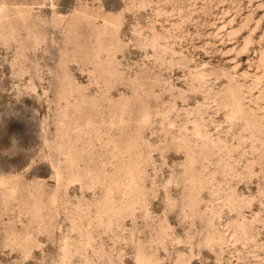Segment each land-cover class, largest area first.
<instances>
[{
	"label": "rangeland",
	"instance_id": "374dc122",
	"mask_svg": "<svg viewBox=\"0 0 264 264\" xmlns=\"http://www.w3.org/2000/svg\"><path fill=\"white\" fill-rule=\"evenodd\" d=\"M0 264H264V0H0Z\"/></svg>",
	"mask_w": 264,
	"mask_h": 264
}]
</instances>
